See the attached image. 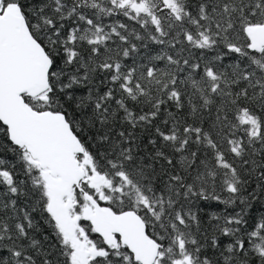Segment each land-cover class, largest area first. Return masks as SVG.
<instances>
[{"label":"snow or ice","instance_id":"snow-or-ice-1","mask_svg":"<svg viewBox=\"0 0 264 264\" xmlns=\"http://www.w3.org/2000/svg\"><path fill=\"white\" fill-rule=\"evenodd\" d=\"M0 264H264V0H0Z\"/></svg>","mask_w":264,"mask_h":264},{"label":"trees","instance_id":"trees-1","mask_svg":"<svg viewBox=\"0 0 264 264\" xmlns=\"http://www.w3.org/2000/svg\"><path fill=\"white\" fill-rule=\"evenodd\" d=\"M158 51H159V46L152 45L151 43H149L148 49H141V55H144V54H146L148 52H150V54H152V55H155ZM44 231L48 232V231H50V229L45 227Z\"/></svg>","mask_w":264,"mask_h":264}]
</instances>
